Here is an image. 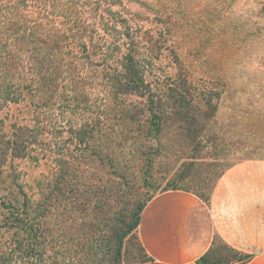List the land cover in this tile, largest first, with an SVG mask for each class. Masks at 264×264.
Listing matches in <instances>:
<instances>
[{"label":"trees","instance_id":"obj_1","mask_svg":"<svg viewBox=\"0 0 264 264\" xmlns=\"http://www.w3.org/2000/svg\"><path fill=\"white\" fill-rule=\"evenodd\" d=\"M118 1L0 0V93L6 95L9 105L18 103L16 94L21 97L26 92L36 97L45 119L48 111L75 115V120L63 122L62 129L74 134L76 149L99 159V167L112 176V180L102 178L87 186L91 199H96L94 211L112 197L118 200L121 181L130 187L136 172L154 178L153 165L146 163L149 148L143 142L150 135L159 139L158 146L168 135L176 137L178 151L191 152L194 161L183 173L164 171L169 178L160 193L169 188L191 192L187 186L204 176L199 166L213 165L202 162L206 145H196L200 140L203 143L212 113L217 111L214 95L182 79L181 73L168 75L157 69V59L140 38V25L118 11ZM100 83L104 99L96 104L91 100V89ZM92 112L99 116L90 120L87 114ZM1 125L0 208L6 212L0 215V264H66L65 260L48 262L52 257H44L49 245L56 247L47 218L56 207L50 192L58 190V175L47 182L45 194L41 193L42 182H37L33 192H27L16 177L9 176V182L5 175L8 159H25L27 147L39 140L31 138V130L25 127H16L8 137L3 133L5 123ZM55 125L52 118V123L42 126L45 139L53 135ZM185 139L191 145L184 146ZM160 148L157 155L166 158V149ZM141 156L145 157L144 164ZM126 169L128 174L123 172ZM156 195L129 212V221L123 220L125 231L120 234L114 264L122 259L124 238L139 228L145 207ZM197 196L208 201L205 195ZM72 219L70 216L69 221ZM227 247L236 253L240 264L250 261L251 256ZM212 248L199 263L204 264Z\"/></svg>","mask_w":264,"mask_h":264},{"label":"rangeland","instance_id":"obj_2","mask_svg":"<svg viewBox=\"0 0 264 264\" xmlns=\"http://www.w3.org/2000/svg\"><path fill=\"white\" fill-rule=\"evenodd\" d=\"M116 4L119 12L140 25V38L157 59V69L168 75L181 73L182 79L214 95L217 111L212 113L203 143L200 140L196 145H206L202 162L213 165L199 166L204 176L187 186L193 194L205 195L209 200L222 174L245 161L264 159V0H119ZM91 90V100L99 104L104 99L103 84ZM15 98L18 103L9 105L6 95L0 93V131L2 122L3 133L8 137L16 127H25L31 130L30 137L39 142L27 147L25 159H8V181L9 176L16 177L27 192L36 191L37 182H42L41 193L45 194L47 182L58 175V190L50 192L56 207L47 218V226L53 229L58 242L54 249L47 247L44 257H52L48 262L65 260L66 264H114L119 237L125 231L123 220L129 221V212L160 193L169 178H165L164 171H187L194 162L192 153L178 151L176 137L168 135L158 146L159 139L150 135L143 142L149 148L146 163L153 165L154 178L147 174L141 177L136 172L130 187L121 181L118 200L112 197L94 211L96 199H91L87 186L102 178L112 180V176L99 167V159L76 149L74 134L62 129L66 120L76 119L75 115L48 111L45 119L36 97L24 92ZM87 115L90 120L99 116L94 112ZM52 118L56 125L46 140L42 126L52 123ZM186 140L183 145H191ZM161 145L166 149V158L157 155ZM123 172L128 174L127 169ZM75 194L86 199L82 201ZM4 212L0 208V215ZM212 247L204 264H240L236 253L220 237H216ZM147 259L137 229L124 238L119 264H139Z\"/></svg>","mask_w":264,"mask_h":264},{"label":"crops","instance_id":"obj_3","mask_svg":"<svg viewBox=\"0 0 264 264\" xmlns=\"http://www.w3.org/2000/svg\"><path fill=\"white\" fill-rule=\"evenodd\" d=\"M148 257L140 264H196L220 237L264 264V159H251L227 171L211 198L184 190L154 196L138 228Z\"/></svg>","mask_w":264,"mask_h":264}]
</instances>
